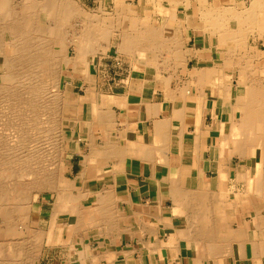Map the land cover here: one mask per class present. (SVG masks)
Listing matches in <instances>:
<instances>
[{
	"label": "crops",
	"instance_id": "obj_1",
	"mask_svg": "<svg viewBox=\"0 0 264 264\" xmlns=\"http://www.w3.org/2000/svg\"><path fill=\"white\" fill-rule=\"evenodd\" d=\"M76 1L91 12L95 11L91 7L119 6L137 14L134 7L138 11L142 7L132 21L144 22L143 18L153 28L150 33L137 30L132 35L136 40L128 46L122 31L113 29L104 52L98 48L87 53L77 71L66 69L72 74L64 78V86L76 91L78 111L60 150L65 186L57 189L54 201L62 202L53 201L48 207L51 199L46 195L31 213L45 231H40L43 243H51L45 244L42 260L47 264H264V137L258 149L248 147L254 156L239 155V145L230 136L236 131L231 130L236 113L230 111V104L224 105L218 83L221 71L231 77L234 90L232 75L225 73L226 68H234L213 60L207 40L200 42L199 27L185 26L198 19L197 14L186 13L190 0ZM10 34L0 33V69L4 55L13 51L15 36ZM163 37L168 45H161ZM174 37L176 45L184 39L177 46L181 44L182 63L174 62L170 46ZM215 47L219 50L217 43ZM60 203L67 204L66 209ZM84 217L91 221H83ZM92 220H98L97 225ZM82 224L87 229H81Z\"/></svg>",
	"mask_w": 264,
	"mask_h": 264
},
{
	"label": "bare ground",
	"instance_id": "obj_2",
	"mask_svg": "<svg viewBox=\"0 0 264 264\" xmlns=\"http://www.w3.org/2000/svg\"><path fill=\"white\" fill-rule=\"evenodd\" d=\"M12 1L13 0H0V31H1L0 33L4 34V33L9 32V33L13 34V36H15L13 43H11L13 45V51L11 54H5L4 55V59H3L4 63L2 65V69H4V71H5V69H6V71L9 70V71H7L9 73L7 75V73L5 71L6 74H3V75L1 74V75L3 77H5L7 75L9 77V79H10V76H11V78L13 77V79H11V80H13V81L15 80L14 83L15 84L18 83L19 86L21 85L22 89H21V87L18 88V86L14 87L13 86L14 84L13 85L11 84L10 86H7L5 84H0V127H2V128H0V218H1V220H0L1 221L0 222V233L5 229L12 228V227L14 228L16 226V227H18V229L21 232L27 234L28 231L30 232V229H29L30 217H31L30 215H31L32 210H33V209L31 210V205H32L33 200H34L33 199L34 193L36 191H38V192L42 191L43 192V191L48 190V189L51 190L52 192H53V190H55V192H56L58 188L60 189V186H65L64 180H61V178H56L57 176L61 175V170L56 169L57 172H56V170L53 173L49 172V170L51 171L52 169L48 168L49 169L48 170L47 166H43L44 165L43 162H41L39 160L43 156H44L43 158L45 159V161H47L46 160L47 158H45V157L50 156L53 159H54V157L57 159L60 157V150H61L62 144H61V140L59 139V141H58V139H57V137L58 136L60 137V135H61L60 132H59L60 135H58V130L57 131L55 130L57 132V135H58L57 137H56V134H55V136L53 134L54 137H52V136H50V134H47V132L50 133L52 127L49 128L50 127L49 125L52 122H54V121H49L51 116H52V118L54 117L53 115L50 114L52 112V111H50V109L51 108L53 109V107H54L53 105H55L57 103H59V105H55V106H58L59 108L61 107V105L65 106L66 103H65L64 97L67 94V92H69L66 90V94H64L63 92H61V89L59 87L60 81L63 80L68 75V73H65V72L63 73L62 71H67L66 70L67 67H70V68L72 67L71 70H74V71H77L78 70L77 68H79V67H83L82 65L79 64V62H81V61L85 62L84 59H85V56L87 53L95 52L98 50V48L102 49V47L104 46L103 44H106L109 41L111 31H109L110 30L109 27H107L105 22H103L104 18L97 16L96 11H94V12L92 11L93 13H91V11L87 10L85 13V11H83V7L80 6L79 5L80 3H78V1H76V0H23L21 2V4H19V5L13 4ZM17 2H19V1H17ZM202 6L203 7L200 6L201 9H199V11L201 10L200 11L201 13H199L200 15L197 16L198 19H195V20L192 19L190 21L185 22V26L188 28H190V27H200V28L203 27L206 30V32L213 34V36L216 39V43L218 46L219 45L222 46L223 44L231 42V44L228 46L226 51H220L221 52V60L223 61L224 65L231 63L232 65H230V67H233L238 72H240L239 76L241 77V80L239 79L238 84L236 85V88H233L234 90H232L231 77H228L226 75L222 76L221 71H219L218 72V83H219V85H221L220 91H221L222 97H224V100H225L224 105L230 104V106H229V108L231 109L230 111L238 112V114H239L238 116H240L238 120L236 119L237 121H235V119L232 120V124H231L232 129L231 130H233L235 128V130H238V132L235 131V133H237L235 135L233 132L230 131V136H231V138L234 137L233 142L235 144L237 142L236 145H239L238 153L240 156H243L245 154V151L249 150L248 147L250 146V144H251V146H255L257 148V146L261 145V143H262L261 141L264 137V119H263V115H264V84L261 85L260 83H258L261 81H257V79L255 77L256 72L253 73L252 71H250V70L255 69V68H253V67H255L253 64V62H254L253 59H255V56H261V54L254 52V51L249 52V50L248 51L246 50V52H249L248 57H246V59H245L246 61H248L247 65H245L242 62L243 59H241V58H240L241 62H239V57H238V59H236L234 61L231 60L230 54L232 52L231 48H235V47H238L240 45L243 46L242 44H245L246 40L244 41V39L247 38L245 36L246 32H252V31L258 30V29L264 30V0H252L250 2V4L246 7H244L243 9H237L235 6V3H233L231 5H229V4L225 5L224 3H222V5L219 7L214 6L212 4H210V6H209V4L206 5L204 3V4H202ZM121 8L116 10L117 15H115V16L118 18L122 17L124 19H128L127 21L124 20L125 24H124V26H122L123 28L121 29L122 35H124L123 36L124 42H125L124 45L128 46L131 42L136 40L135 39L136 36L134 38H132V35L136 34L137 30H140V31L144 30V32L148 31V30L152 31L153 27L151 26L150 22H146L145 19H143V18L140 21L144 20V22H139V23L134 22L133 23V21L129 20L130 19L129 14L134 15L133 12L129 11L127 9V7H121ZM99 11L100 10H98V12ZM106 12H108V11H106ZM102 14H103V12H101L100 16H102ZM112 15H111V17H112ZM79 19H80V21H82L81 22L82 25H79L82 27L80 32L76 28L75 29L78 32L77 33L74 32L75 34L67 32V30L65 28H67V27H73L74 28L73 25H76L74 23L79 22L78 21ZM116 20H115V22H116ZM112 21H114V20L112 19ZM197 21H199V22H197ZM10 22H11V24H9ZM130 22H131V24H130ZM70 24L71 25L73 24V25L71 26ZM79 24H80V22H79ZM126 27H131L129 29L130 31H127ZM111 28H113V26ZM64 29L66 30V32ZM159 29L162 32L165 28L161 27ZM63 31H64V33H63ZM114 31H115V29H114ZM150 31H148V33H150ZM153 31H155V30H153ZM137 32H139V31H137ZM176 32H174V33H176ZM38 33H39V37H38L39 39L34 38L35 34H38ZM151 34L149 35L150 37L154 35V33H151ZM176 34L173 36H176ZM48 35H49V37L52 36L51 37L52 40L48 38ZM122 35H121V38H122ZM155 35H157V32L155 33ZM40 36H41V38H40ZM160 36H158V37H160ZM179 36H180V34H179ZM146 37H148V34L146 35ZM4 39H5V37H4ZM47 39L59 44V46H60L59 53H61V55L63 54V56L60 58V61L62 64H64V66L59 65L58 67H55L54 69H57V71H55V70H54V72L48 71V72H51V74L49 73L50 75L47 74L48 72H46V76L48 75L47 76L48 79L49 78L52 79V82L51 81L50 82L53 83V86L50 88L46 87L45 84H43L45 82V80L44 81H43V79L41 80L40 78H42V77H40L39 73L35 71L38 67V66H36V67L34 66L35 63L33 64V66H29V67L26 66L28 63H30L32 61H38V60H42V59L44 60L45 59L44 57L42 58V56L40 55L41 52H43V51L39 52L37 50V48H39L38 46L41 43H42V45H45V46L47 44L51 45V43L49 44V41ZM137 39H138V37H137ZM146 39H148V38H145V39L141 38L140 41L143 40V42H144V40H146ZM163 39H162L163 42H162V40L160 41L161 45H168V44L164 43V42H166L165 41L166 38L163 37ZM172 39L173 38H171V40H170L171 43H172V41L177 40V39H175V37L173 40ZM155 40H156V38H155ZM140 41H139V43H140ZM148 41H150V38ZM178 41H179V39H178ZM178 41H176L177 45L174 42L175 44L170 43V46L174 47V51H175V58L174 59L176 60L174 62H178V63L181 62L182 63L183 62V55L181 53L182 51H179L180 49L178 50V48L181 46V44H180L179 47H177ZM182 41H179V42H182ZM148 44H149V42H148ZM145 45H147V43L144 44V46ZM40 47H42V46H40ZM121 48H122V46H121ZM43 49H44V46H43L42 50ZM130 49H132V48H130ZM252 49H254V48H252ZM123 50H125V49H123ZM50 51H53V50L51 49ZM102 51H103V49H102ZM70 53L72 55H70ZM35 54H36V56H35ZM49 54H47V55H49ZM237 54H238V52H237ZM42 55H44V53ZM47 55H45L46 58L47 57L50 58L51 55L50 56H47ZM233 55L235 56L234 52H233ZM53 57H51V59H49V60H53L55 58V57L54 58ZM184 60H185V58H184ZM18 61H19V63L22 62L21 64H24V65L26 64L25 67H27L29 70L26 73H23L22 76H21L22 72L21 73L18 72V73H20V74H18V76L19 75L21 76L20 77L21 80L19 79L17 82L16 79H18V78H16L17 73H15V71H17L20 67L22 68V66H20L17 70H15L18 67L16 65V63ZM44 62H47V61H44ZM51 63L55 64V62H51ZM51 63L48 64L47 67L49 65L51 66L52 65ZM57 63L60 64L58 61H57ZM40 64H45V63H40ZM25 67L23 66V69ZM42 67H44V66L43 65L39 66L38 69H40ZM260 68L261 67H259L258 70L264 74V70L261 71ZM2 69H0V71ZM25 70H26V68H25ZM43 74H41V75H43ZM1 75H0V79H1ZM49 76H51V77H49ZM38 77H40L39 78L40 82L35 80ZM44 78H46V77H44ZM29 79H30V81H27ZM48 79H47V81H48ZM32 80H34V81H32ZM223 80H225V82H223ZM41 81H43V82L41 83ZM49 85L47 84V86H49ZM53 89H55V90H53ZM64 90H65V88H64ZM22 92L27 96L23 95V96H25V97H23L22 95H20V93L23 94ZM59 92H61L62 97H59L57 95V93H59ZM20 96H22V97H20ZM230 97H235L234 102L231 101ZM51 104H53L52 105L53 107L51 106ZM49 107H50V109H48ZM58 107L54 111V112H56V111L58 112V114L56 116L57 118L62 113L61 112L59 114L60 111H59ZM47 110L50 111V113L49 112L48 113L51 116L49 115L50 117L49 116H48L49 118L47 117V120L49 121V125H48V122H47V125L49 127H47L48 129L46 130V128L44 127V126H46V124H45L46 120H44V119H46L45 115H48V114H46L47 112H45ZM98 112H99V110L97 109V113ZM56 113H53V114L55 115ZM112 115L113 114L111 113V116ZM107 117H110V116H107ZM51 120H53V119H51ZM109 120H111V119H109ZM105 121H107V120H105ZM56 123L58 124L61 122L56 121L54 124H56ZM57 124H56V127H55V125H53L55 128H53L52 130H54L58 127ZM86 124H87V121H86ZM58 128L60 131V127H58ZM106 133L107 132H105V134ZM231 133L234 136H232ZM45 136L46 137L50 136L51 138H49V137H47V138L52 139V140L54 139L53 140L54 144H53V142H52L53 145L48 144L47 141H49V140L46 138L47 139V141H46ZM235 136L236 137L238 136V137L235 139ZM234 140H236V142ZM224 142L226 144V141H224ZM249 142H252V143H249ZM60 144H61V147H60ZM47 145L48 146L50 145V147L51 146L54 147L55 145H57V146H55L56 150L54 147L55 152L54 151H52L54 153L48 152L49 149L47 150V147H48ZM222 146H224V144ZM53 147H52V149H53ZM232 147H233V145H232ZM261 147H263V144ZM57 148H58V150H57ZM52 149H50V150H52ZM235 150H237V148ZM100 151H102V150H100ZM234 151H232V152H234ZM252 152H253V150H252ZM262 153H263V151H262ZM108 154L106 156H108ZM84 158H86V157H84ZM91 158L92 157H90V159ZM106 158H105V160H107ZM98 161H99V158H98ZM54 162L56 163L55 160L52 163H54ZM92 162H90V163H92ZM55 163H54V165H55ZM57 163H59V161ZM96 164H98V163H96ZM105 164L102 163V165H105ZM258 164L257 165L260 167V170H262L261 169L262 164H260V163H258ZM49 165H51V164H49ZM89 165H91V164H89ZM256 169L258 171L257 167H256ZM258 173H262V171L261 172L259 171ZM30 175H32V179H33V180H31L32 181L31 184H30V182L26 181ZM54 176H55V178H54ZM72 188H73V186L71 187V189ZM12 191H17L16 193L18 195L15 196L14 193H12ZM60 191H62V189ZM63 192H66V190L65 191L63 190ZM68 192L71 193L70 190ZM77 192H78L77 194H79L81 191L79 192L77 189ZM10 193H12L16 197L15 199H17V197H18L16 202H15V200L13 201V198H12V200H10L11 198L9 199V197H7L8 194H10ZM70 197H73V195ZM70 197L69 198L67 197L68 198L67 200H71ZM104 198H106V197H104ZM59 200L60 201L55 200L57 205H58V202H62V200L60 198H59ZM11 201H13L15 203H13ZM69 203H70V201H69ZM102 203H105L104 199H103ZM66 205H65V207H66ZM73 205L76 206L75 204H73ZM73 205H72V208L74 207ZM53 206H56V205H53ZM61 206H63V205L61 204ZM70 206L71 205L69 204L68 207H70ZM65 207L63 206L64 209H66ZM35 208H37V207H35ZM53 208L56 209L55 207H52L51 209H53ZM63 208H59V210L63 209ZM81 208L83 209V207H81ZM77 210L81 211L80 208H78ZM85 211H87V208L85 209ZM91 211H93V209ZM87 212L89 213V211H87ZM54 213H55V211H54ZM54 213H53V216H54ZM81 214L82 213H80V215ZM89 214H87V216L92 217L91 216L92 213H91V215H89ZM49 215H50V213H49ZM79 217H81V216H79ZM79 217H78V219H79ZM84 218L85 219L83 221L86 220V222L88 221V223L91 221V220L90 221L87 220L86 217H84ZM75 219H77V217ZM97 221H93L91 223L97 225V223H96ZM75 222H77V220ZM77 226H79L78 223H77ZM85 226H89V225H85ZM82 228L83 229L85 228L83 226V224H82L81 229ZM75 229H77V228L75 227ZM79 229H80V227H79ZM85 229H87V228H85ZM13 230L16 233L17 230H15V228ZM19 230L17 232H19ZM34 231H36V229ZM43 232H45V231H43ZM28 234H30V233H28ZM30 237H32V236H30ZM25 238H29V237H25ZM14 240H11L9 242L7 240H5L8 242V246L10 245V248H12L11 252L13 251L12 252L13 254H11L10 251L7 250L9 248L8 246L6 247L3 245L5 242L2 240L0 241V242H4V243H0L1 246L2 245L4 246L2 248L0 246V256H1V258L4 255L7 256L4 260L1 261L0 264H41V261H42L41 260V256H42L41 254H43L42 253L43 249L41 250V248H42L41 245H40L41 248H38L37 246H35L36 248L34 249L32 247L33 250H30L31 247L30 248L27 247V248H29L30 251H29V253H24L25 250L23 248L24 247L26 248V246L24 245L26 241L24 243H22L23 241L20 240L21 241V243H20L19 240H17L18 242H13ZM32 240H34V239H32ZM57 240H59V238H57ZM41 241H42V239H41ZM47 241H45L46 242L45 244H47V245L51 244V243H49L50 241H48V242ZM27 242H28V240H27ZM17 243H19V244H17ZM32 243L33 242L31 241V243H30L31 245L28 244V246H32ZM5 247L7 248L6 250L8 252H6V254L4 252V255H3V252L1 253V251H3L4 250L3 248H5ZM14 247H16L15 248L16 250L13 249ZM14 250H15V252H14ZM7 253H8V255H7ZM85 257H83V258H85ZM92 260L93 259L91 257V261ZM73 264H75V263H73Z\"/></svg>",
	"mask_w": 264,
	"mask_h": 264
},
{
	"label": "rangeland",
	"instance_id": "obj_3",
	"mask_svg": "<svg viewBox=\"0 0 264 264\" xmlns=\"http://www.w3.org/2000/svg\"><path fill=\"white\" fill-rule=\"evenodd\" d=\"M213 1H215L216 2V4H214V6H217V7H219V6H221L222 5V3H224L225 5L227 4H229V5H231V4H233V3H235V6H236V8L237 9H243L244 7H246V6H248L249 4H250V2L252 1V0H190L189 1V3H191L190 4V7L188 6L187 7V11H186V13H188V14H191V15H200L199 13H201L200 11H196V9L198 8V9H201V7H203L202 6V4H208L209 3V6H210V3H212ZM201 6V7H200ZM195 7H197V8H195ZM92 9L94 8V10L96 11V14H97V16H99V17H102V18H104L103 20V22H105V24L107 25V27H109V31H111L112 32V30L113 29H118V30H120V31H122L121 29L123 28L122 26H124V24H125V22H115V18H116V16L115 15H117V9H119L120 7L119 6H112V7H107V8H105V9H99L98 7H91ZM135 9H136V11H137V14L135 15L136 17H137V15H138V13H142V7H139L138 9H139V11L137 10V8L136 7H134ZM144 8V7H143ZM151 8L152 7H150V10H151ZM142 9V10H141ZM98 10H100L99 12H98ZM102 10V11H101ZM148 10V9H147ZM155 10V12H157L158 13V8H157V10L156 9H154ZM83 11H85V13H86V11L87 10H84L83 9ZM105 11V12H104ZM106 11H108V12H106ZM116 11V12H115ZM181 12H183L182 10H180ZM101 12H103V14H102V16H100L101 15ZM114 12V13H113ZM144 12V11H143ZM185 12V11H184ZM91 13H93V12H91ZM100 13V14H99ZM113 14V15H112ZM111 15H112V17H111ZM132 14H129V17H130V19H131V21L134 19V15H132ZM114 16V17H113ZM98 17V18H99ZM112 19L114 20V21H112ZM79 22H80V24H79ZM79 22H77V23H74V24H76V25H73L74 26V28L73 27H67V28H65L66 30H67V32H69V33H74V32H80V30L82 29V27L81 26H79V25H82V21H79ZM115 22V23H114ZM197 22H199V21H197ZM134 23V22H133ZM115 24V25H114ZM130 24H131V22H130ZM154 24H157V23H154ZM71 25V24H70ZM71 25V26H72ZM78 25V26H77ZM118 25V26H117ZM113 26V28H111ZM117 26V27H116ZM116 27V28H115ZM133 27V26H132ZM78 30H76V29ZM131 27H126V29H127V31H130L129 29H130ZM200 28V27H199ZM64 29V30H65ZM66 30H65V32H66ZM190 30H192V31H194V29L193 28H191ZM255 31V32H254ZM254 31H252V32H246V34H245V36L247 37V38H245L244 39V41H245V44H242L243 46H238V47H235V48H231L232 49V52H231V56H230V59L231 60H236V59H238V57H239V62H241L240 61V58L241 59H243L242 60V62L245 64V65H247V62L248 61H246L245 59H246V57H248V54H249V52H257V53H259V54H261V56H255V59H253L254 60V62H253V64H254V66L255 67H253V68H255V69H253V70H250V71H252L253 73L254 72H256L255 73V77H256V79H257V81H261V82H258V83H260L261 85L262 84H264V74L262 73V72H260L259 70H258V68L259 67H261L260 68V70L261 71H263L264 70V30H254ZM110 32V33H111ZM63 33H64V31H63ZM199 33V35H201V39H200V42H202L203 43V40L205 39V40H207V43H208V47L210 48V49H212V51H213V54H212V57H213V60L215 61V62H217V63H219V62H222V60H221V52L219 51V50H221V51H226L227 50V48H228V46L231 44V42H228V43H226V44H223L222 46H220L219 45V50H215L216 49V47H215V44H216V39H215V37L213 36V34H211V33H208V32H206V30L203 28V27H201L200 28V32H198ZM75 34V33H74ZM37 36V37H36ZM39 37V33L38 34H35V37L34 38H38ZM52 37V36H51ZM51 37H49V35H48V38L49 39H51L52 40V38ZM209 37V38H208ZM40 38H41V36H40ZM39 39V38H38ZM49 39H47L48 41H49V44L51 43V45H42V43L41 44H39V48H37V50L39 51V52H41V51H43V52H41V56H42V58L44 57L45 59L43 60H38V61H32V62H30V63H28L26 66L27 67H29V66H33V64H34V66L36 67V66H44V67H42V68H40V69H38V67H37V69L35 70L36 72H38L39 73V76L40 77H42V78H40V77H38L37 79H35L36 81H38V82H40V79L42 80L43 79V81L45 80V82L43 83V84H45V86L46 87H52L53 86V83H51L52 82V79L51 78H49L48 79V75L46 76V72H48V71H53L54 72V70L55 71H57V69H54L55 67H58L59 65L60 66H64V64H62L61 63V61H60V58L63 56V54L61 55V53H59V49H60V46H59V44H57L56 42H53V41H50ZM40 41V40H39ZM246 45V46H245ZM40 46H42V47H40ZM43 46H44V49L42 50V48H43ZM211 46V47H210ZM245 46V47H244ZM51 47V48H50ZM249 47V48H248ZM49 48V49H48ZM245 48V49H244ZM252 48H254V49H252ZM53 50V51H50V50ZM238 49V50H237ZM251 49V50H250ZM48 52H46V51ZM236 50V51H235ZM246 50L248 51L249 50V52H246ZM256 50V51H255ZM46 52V53H45ZM208 52L210 53L211 52V50H209L208 49ZM233 52L235 53V56L233 55ZM237 52H238V54H237ZM240 52V53H239ZM44 53V55H42ZM50 53V54H49ZM47 54H49V55H47ZM59 54V55H58ZM45 55H47V56H50V58L49 57H47L46 58V56ZM58 55V56H57ZM70 55H72L71 53H70ZM233 55V56H232ZM238 55V56H237ZM253 55V54H252ZM35 56H36V54H35ZM55 58H54V57ZM209 56H211V54L210 55H208V57ZM51 57H53L54 59L53 60H49V59H51ZM232 57V58H231ZM12 59V58H11ZM44 61H47V62H44ZM57 61L60 63V64H58L57 63ZM45 63V64H40V63ZM51 62H55V64L53 63H51L52 65L50 66H48L47 67V65L48 64H50ZM22 62H20L19 63V61L16 63V65L18 66L15 70H17L20 66H22V68L20 67L17 71H15V73H17L16 74V78H18V79H16L17 80V82H18V80L20 79V77L22 76V74L23 73H26L29 69L27 68V67H25V65L24 64H21ZM39 63V64H38ZM234 64V63H233ZM230 65H232L231 63L229 64H225V66H229L230 67ZM23 66L26 68V70H25V68L23 69ZM47 68V69H46ZM53 68V69H52ZM1 69H2V67H1ZM43 69V70H42ZM46 69V70H45ZM3 70V71H2ZM1 71H0V75L2 74H6L7 73V75H8V73L9 72H7V71H9V70H7L6 71V69H5V71H6V73H5V71H4V69H2ZM22 70V71H21ZM18 72H22L21 73V76L19 75L18 76V74H20V73H18ZM63 73L65 72V73H68V74H72L71 73V71L69 70V71H62ZM44 73V74H43ZM51 74V72H48L47 74ZM225 73L226 74H228V75H232V81H233V83H234V85H237L238 84V81H239V79L241 80V77L239 76V74H240V72H238L236 69H228V68H226L225 69ZM261 73V74H260ZM41 74H43V75H41ZM49 74V75H50ZM1 75V79H0V84H5V85H7V86H10L11 84L14 86V87H17L18 86V88H20L21 87V85L19 86V84L17 83V84H15L14 83V81L13 80H11V79H13V77L11 78V76H10V79H9V77L7 76H5V77H3ZM45 75V76H44ZM18 76V77H17ZM46 77L47 79H48V81H47V79L46 78H44V77ZM49 77H51V76H49ZM40 78V79H39ZM39 79V80H38ZM51 79V80H50ZM21 80V79H20ZM27 81H30V79L29 80H27ZM32 81H34V80H32ZM43 81H41V83L43 82ZM51 81V82H50ZM47 84L49 85V86H47ZM64 84H65V80L63 79V80H61L60 81V85H59V87H60V89H61V92H63L64 94H66V90L67 91H69V92H67V94L65 95V106L63 105H61V107L59 108L58 106H55V105H59V103H57V104H55V105H53V104H51V106L53 107V109L51 108L50 109V107L48 108V109H50V111H52L53 113H56V112H54L55 111V109H57V107L59 108V114L61 113V115H59L58 116V118L56 117L57 116V114H58V112L54 115L52 112L50 113V111H45V112H47L46 114H48V115H45L46 116V119H44V120H46V122H45V124H46V126H44L45 128H46V130L48 129L47 127H49V128H51V131H50V133H48L47 132V134H50V136H52V137H54L55 136V134H56V137L58 136V135H60V137L58 138L57 137V139H58V141H59V139L61 140V144L65 141V139L67 138V133H66V130L67 129H70V126L73 124V117L77 114V111H78V109H77V98L78 97H76V91H73L72 89H70L69 87L68 88H66V86H64ZM64 88H65V90H64ZM21 89H22V87H21ZM52 89V88H51ZM53 90H55V89H53ZM76 90V89H75ZM60 91V90H59ZM61 92H59V93H57V95L59 96V97H62V94H61ZM23 93V92H22ZM20 95H25L24 93L23 94H21L20 93ZM22 96H20V97H22ZM25 96H27V95H25ZM25 96H23V97H25ZM19 97V96H18ZM70 99V100H69ZM234 100H235V97H233V102H234ZM62 104V103H61ZM56 107V108H55ZM64 108V109H63ZM51 114V115H53L54 117L52 118V116L49 114V113ZM64 113V114H63ZM236 113V116H235V121H237L238 119H239V117L240 116H238L239 114H238V112H235ZM51 116V118H50V120L49 121H54V122H52L50 125H49V121L47 120V117L48 116ZM49 116V117H50ZM61 116V117H60ZM48 117V118H49ZM55 118V119H54ZM57 118V119H56ZM51 119H53V120H51ZM60 121H59V120ZM237 119V120H236ZM263 119H264V115H263ZM56 121H58V122H61V123H56L57 125H58V127H60V131H59V128L57 127L56 129H54V130H52L53 128H55L56 127V124H54ZM47 122H48V125H47ZM64 122V123H63ZM61 124V125H60ZM53 125H55V127L53 126ZM0 128H2V127H0ZM58 130V135H57V132L56 131ZM263 130V129H262ZM56 133H55V132ZM53 132V133H52ZM59 132H60V134H59ZM236 132H238L237 130H236ZM52 133V134H51ZM235 135L237 134V133H235V132H233ZM46 134V135H47ZM53 134H54V136H53ZM50 136H47V137H49V138H51ZM234 136V135H233ZM46 136H45V139L47 138ZM238 137V136H237ZM236 136H235V139L237 138ZM49 138H47L49 141H47V139H46V141L48 142V144H50V145H53L54 144V139L52 140V139H49ZM62 138V139H61ZM234 138V137H233ZM51 140V141H50ZM230 141H229V143H228V145L230 144V142H231V138L229 139ZM235 142H236V140H234ZM51 142V143H50ZM52 142H53V144H52ZM46 143V142H45ZM237 143V142H236ZM47 144V143H46ZM57 144V143H56ZM61 144H60V147H61ZM50 145L47 147V150L49 149V151L48 152H52V151H54L55 152V150H56V147L55 146H57V145H55L54 147H55V150H54V147L53 146H51L50 147ZM227 146V145H226ZM50 147V148H49ZM52 147H53V149H52ZM59 147V148H60ZM50 149H52V150H50ZM57 150H58V148H57ZM248 151V152H247ZM247 151H245V154L243 155L245 158H248L249 156H254V152H252V150H251V152L249 153V150H247ZM54 152H52V153H54ZM58 152V151H57ZM44 157V156H43ZM43 157H41V159H39L41 162H43V166H47V169L48 168H51L52 170L50 171L49 169V172H54L56 169L58 170V169H60L61 170V175H59V176H57L56 178H61V180H63L62 178H63V172H62V165H61V163H60V157L57 159V158H55L54 156V159L52 158V157H45V158H47L46 160L47 161H45V159L43 158ZM242 157V156H241ZM43 159V160H42ZM57 159V160H56ZM56 161V163H55V165H54V163H52L53 161ZM59 161V163H57ZM50 162V163H49ZM51 164V165H49V164ZM49 165V166H48ZM57 167V168H56ZM54 168V169H53ZM57 170H56V172H57ZM57 174V173H56ZM54 175V174H53ZM54 178H55V176H54ZM31 180H33L32 179V175H30L28 178H27V182H30V184H31ZM53 190V189H52ZM17 191H12V193H14V195L16 196V195H18L17 193H16ZM12 193H10V194H8V196L7 197H9V199L10 200H12V198H13V201L15 200V202L17 201V199H18V197H17V199H15L16 197L12 194ZM16 193V194H15ZM12 195V196H11ZM46 195H48V197H49V199H51L50 200V202H49V205H48V207H50V203L52 202L53 203V201H54V198H55V190H53V192L51 191V190H45V191H36L35 193H34V195H33V203H32V205H31V210L32 209H36L35 207H38V202L42 199V198H44L45 199V197H46ZM13 201H11V202H13ZM15 202H13V203H15ZM35 203V204H34ZM38 203V204H37ZM34 205H35V207H34ZM37 205V206H36ZM31 217H30V225H29V229H30V232L28 231V233H30V234H26V233H23V232H21L19 229H18V227H14L15 228V230H19V232H17L16 231V233L14 232V228L12 229V228H8V229H5V230H3L1 233H0V241L2 240V241H4V242H0V243H4L3 245L4 246H8V242L9 241H11V240H14L13 242H18L17 240H21V241H23L22 243H24L25 241L27 242V240H28V242L26 243L25 242V246H26V248L27 247H33L34 249L36 248L35 246H37L38 248H41L40 247V245L42 246V248H41V250H42V253H45V242H44V244H43V238H42V234H41V232L40 231H42L41 230V227H39V223H36V222H34L35 221V219L33 220V216L32 215H30ZM31 219H32V222H31ZM0 220H1V218H0ZM1 222V221H0ZM43 227V226H42ZM36 229V231H34ZM38 230V231H37ZM30 236H32V237H30ZM25 237H29V238H25ZM19 238V239H18ZM10 239V240H9ZM32 239H34V240H32ZM41 239H42V241H41ZM5 240H9L8 242L7 241H5ZM21 241H20V243H21ZM31 241L33 242L32 243V246H28V244H30L31 243ZM7 242V243H6ZM7 244V245H6ZM17 244H19V243H17ZM1 246V248L2 247H4V246ZM31 245V244H30ZM34 245V246H33ZM3 248L4 250L3 251H1V253L3 252V255H4V252H5V254H6V252H8V251H10V253L11 254H13L12 252H11V249L12 248H10V245L8 246L9 248L7 249V248ZM17 247V246H16ZM16 247H14L13 249H15ZM24 247V246H23ZM25 247L23 248L24 250H25V252L24 253H29V251L30 250H33V248L31 249L30 248V250H29V248H27L26 249ZM8 251H7V250ZM10 249V250H9ZM16 250V249H15ZM15 250H14V252H15ZM27 251V252H26ZM7 255H8V253H7ZM25 255V254H24ZM42 256H41V260H42V258H43V254H41ZM10 256V255H9ZM4 257V258H3ZM7 256L6 255H4V256H2V258H1V256H0V263H1V261L2 260H4L5 258H6ZM8 259V258H7ZM41 264H47V262L45 261V260H42L41 261Z\"/></svg>",
	"mask_w": 264,
	"mask_h": 264
}]
</instances>
